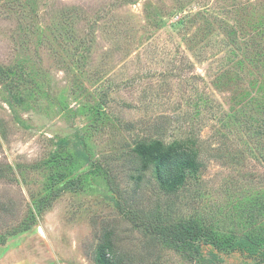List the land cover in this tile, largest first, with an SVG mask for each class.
Instances as JSON below:
<instances>
[{
    "label": "rangeland",
    "instance_id": "1",
    "mask_svg": "<svg viewBox=\"0 0 264 264\" xmlns=\"http://www.w3.org/2000/svg\"><path fill=\"white\" fill-rule=\"evenodd\" d=\"M261 27L264 0H0V253L96 264L108 234L120 264H200L211 246L188 261L149 236L262 231ZM146 139L187 140L199 171L163 194L131 153Z\"/></svg>",
    "mask_w": 264,
    "mask_h": 264
},
{
    "label": "trees",
    "instance_id": "2",
    "mask_svg": "<svg viewBox=\"0 0 264 264\" xmlns=\"http://www.w3.org/2000/svg\"><path fill=\"white\" fill-rule=\"evenodd\" d=\"M171 28L176 29L177 24L173 23ZM255 32L260 37L264 36V27ZM58 144L66 147L69 142L66 138H61ZM131 153L141 170L148 171L158 190L166 195L176 193L201 167L198 150L187 140L170 144H164L160 139L140 140L135 143ZM140 179L137 176V180ZM261 229L263 230L260 232L253 230L245 234H236L213 232L209 228H198L196 224L189 223L159 228L155 234L149 236V240L152 244L167 246L181 252L189 259L188 261H194V257L198 255L195 249H198L201 243L211 246L216 252L226 255L239 253L247 259L254 260L252 263L243 264H264V226L259 230ZM107 236L108 234H105L106 239L97 246L94 261L96 264H120L122 261L115 255L110 259L107 257L112 251V244ZM216 252L210 251L205 257L198 255L200 264H226L217 257Z\"/></svg>",
    "mask_w": 264,
    "mask_h": 264
},
{
    "label": "crops",
    "instance_id": "3",
    "mask_svg": "<svg viewBox=\"0 0 264 264\" xmlns=\"http://www.w3.org/2000/svg\"><path fill=\"white\" fill-rule=\"evenodd\" d=\"M42 245H23L16 249H5L0 253V264H57L43 257L40 253Z\"/></svg>",
    "mask_w": 264,
    "mask_h": 264
}]
</instances>
